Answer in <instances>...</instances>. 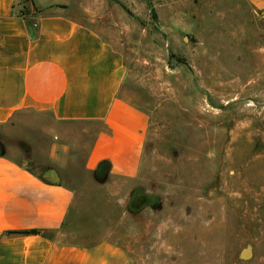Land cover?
Segmentation results:
<instances>
[{
  "label": "rangeland",
  "instance_id": "obj_1",
  "mask_svg": "<svg viewBox=\"0 0 264 264\" xmlns=\"http://www.w3.org/2000/svg\"><path fill=\"white\" fill-rule=\"evenodd\" d=\"M99 11L147 142L131 179L66 159L77 220L141 264H264V13L247 0H99ZM30 123L0 125V154L44 173L51 121Z\"/></svg>",
  "mask_w": 264,
  "mask_h": 264
},
{
  "label": "crops",
  "instance_id": "obj_2",
  "mask_svg": "<svg viewBox=\"0 0 264 264\" xmlns=\"http://www.w3.org/2000/svg\"><path fill=\"white\" fill-rule=\"evenodd\" d=\"M247 1L264 13V0ZM99 14V0H0V125L51 121L46 172L0 154V264H141L82 227L63 173L83 153L89 175L107 161L111 177L135 178L145 152L148 117L125 95L128 66Z\"/></svg>",
  "mask_w": 264,
  "mask_h": 264
},
{
  "label": "trees",
  "instance_id": "obj_3",
  "mask_svg": "<svg viewBox=\"0 0 264 264\" xmlns=\"http://www.w3.org/2000/svg\"><path fill=\"white\" fill-rule=\"evenodd\" d=\"M110 173V164L107 161L101 162L98 167L94 171V176L99 179L103 177L106 174ZM15 234H23V235H31V234H37V231H17L14 232Z\"/></svg>",
  "mask_w": 264,
  "mask_h": 264
}]
</instances>
